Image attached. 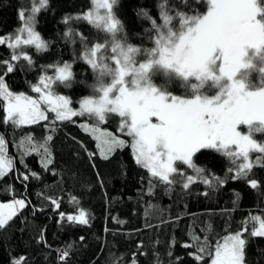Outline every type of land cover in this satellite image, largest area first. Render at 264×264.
<instances>
[{"label":"trees","instance_id":"16d2710c","mask_svg":"<svg viewBox=\"0 0 264 264\" xmlns=\"http://www.w3.org/2000/svg\"><path fill=\"white\" fill-rule=\"evenodd\" d=\"M161 2L118 0L113 11L123 31L117 38H126L133 46L151 48L150 37L154 34L145 31L151 24L141 13L147 11L159 22ZM168 4L174 10L190 12L183 0H168ZM91 5L92 0H48L47 7L35 14L34 25L47 49L37 51L34 46H21L31 57V65L23 59L11 61L13 50L7 43L0 45V62L14 65V71L7 73L6 66L0 63V75L12 92L33 97L32 87L39 84L40 77L68 64L72 80L68 86L56 83L55 93L69 98L73 108L83 98L94 95L96 74L82 57L86 46L105 43L111 40V34L84 19L65 23L66 17L89 12ZM32 6L33 0H0V37H14L21 25L18 13L27 12ZM206 10V5L198 6V11ZM69 28L74 35L66 38ZM81 36L86 45L81 43ZM259 78L258 71L250 74L253 82L258 83ZM154 82L167 83L175 95L186 94L178 81L169 83L163 74H157ZM208 94L214 95L215 89ZM5 115L0 107V135L6 140L14 169L0 178V202L25 199L27 207L0 229V264H12L21 257L23 264H59L57 249L69 252L67 264H131L134 253L137 264H197L189 255L196 248L184 247L194 243L193 236H198L200 243L207 238L209 251L214 252L218 240L243 228L248 229L245 264H264V237H251L252 224L244 223L250 216L264 217V166L254 165L247 177L233 179L235 165L227 157L215 150H201L194 163L205 169L204 175L210 180L215 177L224 183L214 181V186L209 187L197 181L184 189L185 177L176 176V183L171 185L151 178L146 169L135 163L130 147L117 149L108 159L101 158L96 139L81 124L95 125L118 135L117 116L97 124L87 116L54 122L53 114L47 113L48 121L13 127L4 122ZM241 129L248 133L247 127ZM49 135L53 137L48 142L52 164L47 169L37 152L21 157L23 149L17 148L20 141L31 137L33 143L42 144ZM253 138L264 143V133H253ZM89 153L94 155L89 158ZM257 155L252 153L251 159L254 161ZM180 167L185 176L195 175L186 166ZM33 172L38 179L32 176ZM24 175L29 178L25 180ZM250 180L257 181V188L250 187ZM72 197L75 202H71ZM52 200L60 203L59 209ZM80 210L89 217L86 225L60 219V212L76 215ZM41 233L46 243L38 242ZM203 256L201 264H209L211 257L207 252Z\"/></svg>","mask_w":264,"mask_h":264},{"label":"snow or ice","instance_id":"6c2138e0","mask_svg":"<svg viewBox=\"0 0 264 264\" xmlns=\"http://www.w3.org/2000/svg\"><path fill=\"white\" fill-rule=\"evenodd\" d=\"M117 3L118 0H103L102 3L93 0L97 8L107 10L104 16L89 11L83 16L65 18V23L70 19L87 20L111 34V40L105 43L98 42L91 48L86 46L82 57L96 74L94 95L83 98L79 108L73 109L69 98L55 93L56 83L68 86L72 80L68 64L57 66L54 77H40L39 84L32 87V92L39 94L38 98L12 92L0 75V101L3 102L0 107L6 114L4 122L13 127L37 124L48 121L47 113H52L54 122L87 116L102 124L111 116H117L120 118L118 131L130 137V143L95 125H81L97 140L101 158L108 159L117 149L130 147L135 163L146 169L151 178L171 185L176 183V176H182L185 177L184 189L197 181L209 187L214 186V181L215 184L224 183L215 177L210 180L204 175L205 169L194 163V157L201 150H215L227 157L235 165L233 179L247 177L254 165L264 166V143L253 138V133H264V0H183L190 12L174 10L168 0H162L158 4L159 22L147 11L141 13L151 24L145 31L154 34L150 37L151 48L133 46L126 38H117L123 31L113 11ZM47 4L48 0H33L29 13L24 10L18 13L24 21L23 27L17 29L20 34L0 37V45L7 43L13 50L11 61L23 59L32 64L21 45L34 46L37 51L47 49V43L34 29L35 14ZM201 4L206 5V12L198 11ZM25 33L26 38H22L21 34ZM73 35L71 28L65 33L66 38ZM80 39L86 45L85 38L81 36ZM141 56L143 60L139 59ZM0 63L6 66L7 73L14 71L13 63ZM253 71L260 73L258 83L250 79ZM157 74H163L169 83L178 81L186 94H173L167 83L157 85L154 82ZM213 89L215 94L209 95ZM241 126L248 128L247 134L240 131ZM52 139L49 135L39 144L27 137L17 148L23 149L21 157L31 152L40 154L42 165L47 169L52 164L48 145ZM252 153L258 154L254 161ZM93 155L89 153V158ZM181 165L195 175L185 176ZM13 169L14 161L8 154L6 140L0 135V178ZM32 176L39 178L34 172ZM23 178L29 177L24 175ZM149 184L151 194V180ZM249 184L254 189L258 186L256 180H250ZM71 202H75V197ZM51 203L59 209L57 200ZM26 207L25 199L13 198L8 203H0V229ZM59 216L61 220L76 224L89 223L84 210L76 215L60 212ZM244 223L252 224L251 237H264V217L250 216ZM247 232L248 229L243 228L226 235L216 242L214 252L209 251L207 238L200 243L198 236H193V244L184 247L196 248V252L189 255L197 264H201L205 252L211 257V264H245ZM38 242L46 243L43 233ZM56 251L59 264H67L69 252ZM136 255L133 254L131 264H137ZM168 255H172L171 251ZM23 262L21 257L12 264Z\"/></svg>","mask_w":264,"mask_h":264},{"label":"rangeland","instance_id":"374dc122","mask_svg":"<svg viewBox=\"0 0 264 264\" xmlns=\"http://www.w3.org/2000/svg\"><path fill=\"white\" fill-rule=\"evenodd\" d=\"M98 2L99 3H102L103 2V0H98ZM31 11V9H29V11H27L26 13H29ZM90 11H94V12H98V15L99 16H104L105 14H106V12H107V10L106 9H104V8H97V6L96 5H94L93 4V0H92V5H91V9H90ZM102 23V22H101ZM20 26H19V28H22L23 27V24H24V21H20ZM34 29H35V26H34ZM36 31V30H35ZM17 34H20V33H18V32H16L15 33V35H17ZM22 35V38H26V33L25 34H21ZM22 46V45H21ZM56 69V68H55ZM55 69H54V71H53V73L51 74V75H48L49 77H54L55 76ZM38 95L39 94H37V93H35V95L33 96V98H38ZM79 108V104H78V106L76 107V108H73V109H78ZM53 116H54V114H53ZM82 125V124H81ZM90 127H92L91 125H90ZM241 127H246V126H241ZM241 127H240V131L242 132V129H241ZM98 128H100V127H98ZM101 130H103V131H107L106 129H103V128H100ZM92 136H93V134L90 132V131H88ZM108 132H110L109 130H108ZM112 133V132H111ZM243 133V132H242ZM113 134V133H112ZM115 135V134H114ZM116 136H119L121 139H124V140H126L128 143H130L131 142V138L130 137H127L126 135H123L122 133H120L119 131H118V135H116ZM94 137V136H93ZM97 141V140H96ZM12 201V200H11ZM8 202H10V201H7V202H0V203H8ZM209 264H211V262L209 263Z\"/></svg>","mask_w":264,"mask_h":264}]
</instances>
